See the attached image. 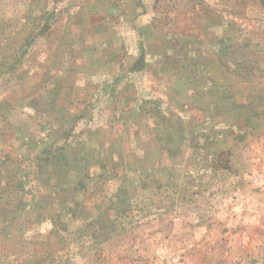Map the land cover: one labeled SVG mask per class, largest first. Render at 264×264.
Here are the masks:
<instances>
[{
    "label": "rangeland",
    "instance_id": "1",
    "mask_svg": "<svg viewBox=\"0 0 264 264\" xmlns=\"http://www.w3.org/2000/svg\"><path fill=\"white\" fill-rule=\"evenodd\" d=\"M152 5L162 64L113 80L112 67L70 64L83 41L68 33L72 0H0V264H264V0ZM60 14L64 32L50 34ZM79 105L130 144L115 147L120 184L107 162L88 164L83 180L118 201L87 241L71 218L82 194L56 186L74 141L55 122Z\"/></svg>",
    "mask_w": 264,
    "mask_h": 264
},
{
    "label": "crops",
    "instance_id": "2",
    "mask_svg": "<svg viewBox=\"0 0 264 264\" xmlns=\"http://www.w3.org/2000/svg\"><path fill=\"white\" fill-rule=\"evenodd\" d=\"M157 1L158 0H123L122 5L120 6L121 2L118 3L114 0H72L74 5L71 6L72 8L64 6L65 11H67L66 13H68L67 16L64 15L65 19L74 20V23L71 25L68 33L78 38L83 37L81 38L83 41H80L76 48V54H80V56H77L78 58H75L72 62H70V64L78 68L79 66L80 68L112 67L114 69L112 75L113 80L116 76L120 77L119 73L125 67L127 69L129 68V72H146L149 66L155 64L157 65L159 63L162 64L161 59H157L161 53L158 52L160 54L156 53L154 55V53L157 52V47L153 46L150 41V36L154 34V28L151 26L154 11L152 10L151 5H154ZM56 16V24H53L49 32L50 34L56 32V34L60 35L64 32V29L61 30V23L62 20H64V17L61 14ZM81 20L82 27L79 26V22ZM83 21H85V23H83ZM57 24L58 26H56ZM129 34L135 35L136 39H138L137 47L135 49L139 50L140 54L135 59H133L128 53L129 49L133 50V39L131 37L129 38V44H131L129 48H127L125 43L126 40L124 41V36L126 37V35ZM95 38L97 42L92 43ZM55 50H60V46ZM65 62H67V60H65ZM75 71L76 74L79 73L78 69ZM93 73V71H89L88 75L93 76ZM77 75L80 76V74ZM82 76L84 75L82 74L81 77ZM74 82L77 83V80L74 79ZM61 98L65 99L64 97ZM79 106L81 108H76L66 112L59 111V119L55 122L58 124L57 130H70L72 133L69 139L74 141V144H70V147L74 149L65 155L66 165L63 167L59 166L58 168L59 174L60 171L63 172V178L58 180L56 186L58 188L59 195L63 193L71 196L74 194H82V213L72 214L71 218H76L75 222H81L82 225L80 226L83 230L86 229L84 239L87 241L88 237L90 238L93 233L95 224H101V222L107 218L108 214L111 213L113 208H115V206H113V208L106 209L104 204L107 202L115 203L118 201L116 195L112 196L110 193H107L104 182L102 184L100 182L97 184H88L83 180L85 175L92 169L88 164L93 163V166L95 167L96 163L106 164L107 162L109 164V168H106L104 173H112L114 180L118 182L122 177V171L119 169L116 170L115 167H112L111 165L117 162L115 161L116 155L114 153L118 149L115 147L126 148L125 146H127L126 155H129L130 144L124 145L125 142L115 140L114 134H116L117 130H115L116 128L114 126L116 124H104L102 127L93 126V124H91L93 111L91 109L85 110L82 105ZM81 123L83 128H79V124ZM43 126H46V124H43ZM44 128L46 129V127ZM49 129H52V127ZM103 132L108 134L110 137L108 139H104L106 136H102ZM84 147L94 149H87L84 152L82 150ZM67 163H69V167H67ZM72 167L74 169L72 172H74L75 175L74 180L70 182L67 178H65L64 173H68L67 168L70 169ZM108 169H110L111 173H108ZM79 171L84 172L82 177H79ZM117 175H120L121 177L116 178ZM52 176L55 177L54 175ZM97 177L99 178L100 176ZM118 184L120 183L118 182ZM44 187H46V185ZM63 187H65L66 190H64ZM93 193H97V199H95L93 204L89 206L90 203L88 197ZM74 202L75 201L72 199L67 202L66 206L71 207H66L67 211L77 209L74 206L77 202ZM115 209L113 211H116ZM98 226L101 227L103 225ZM63 236L64 238L66 236L70 238V234Z\"/></svg>",
    "mask_w": 264,
    "mask_h": 264
},
{
    "label": "trees",
    "instance_id": "3",
    "mask_svg": "<svg viewBox=\"0 0 264 264\" xmlns=\"http://www.w3.org/2000/svg\"><path fill=\"white\" fill-rule=\"evenodd\" d=\"M55 19L57 21V18H55ZM56 21H54L53 23H55ZM49 131H51V129ZM56 131H58L59 133L62 132L60 130H56ZM56 131H54V132H56ZM63 132H64V130H63ZM51 138H53V136L52 135H49L48 138H47L48 139V142L45 143V144H46V147H47V153L51 154L52 155V158H53V156L56 157V153H55L56 150L55 149L54 150L52 149L54 147L55 143L50 142ZM67 170H70V169L67 168ZM70 171H72V170H70Z\"/></svg>",
    "mask_w": 264,
    "mask_h": 264
}]
</instances>
